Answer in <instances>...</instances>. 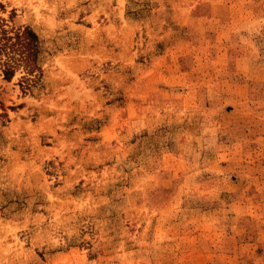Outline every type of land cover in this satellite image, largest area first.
Returning <instances> with one entry per match:
<instances>
[{
    "label": "rangeland",
    "instance_id": "1",
    "mask_svg": "<svg viewBox=\"0 0 264 264\" xmlns=\"http://www.w3.org/2000/svg\"><path fill=\"white\" fill-rule=\"evenodd\" d=\"M0 264H264V0H0Z\"/></svg>",
    "mask_w": 264,
    "mask_h": 264
},
{
    "label": "trees",
    "instance_id": "2",
    "mask_svg": "<svg viewBox=\"0 0 264 264\" xmlns=\"http://www.w3.org/2000/svg\"><path fill=\"white\" fill-rule=\"evenodd\" d=\"M38 49L37 36L30 28H5L0 20V72L3 78L9 79L15 68L22 66L26 76L21 85L24 89L30 87L35 82Z\"/></svg>",
    "mask_w": 264,
    "mask_h": 264
}]
</instances>
